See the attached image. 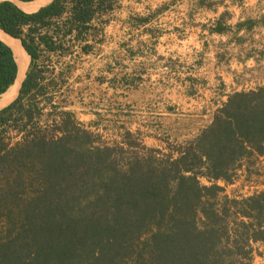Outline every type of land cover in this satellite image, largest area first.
Wrapping results in <instances>:
<instances>
[{"label": "trees", "instance_id": "1", "mask_svg": "<svg viewBox=\"0 0 264 264\" xmlns=\"http://www.w3.org/2000/svg\"><path fill=\"white\" fill-rule=\"evenodd\" d=\"M118 1L51 0L29 12L0 1V30L29 57L0 108V264H249L253 244H264V189L230 197L225 185L240 174L264 185V85L229 93L205 127L167 151L128 128L102 140L68 96L74 62L98 52ZM221 2L192 0L190 17ZM231 17L225 8L203 28L252 43L264 27V12ZM17 73L0 39V94Z\"/></svg>", "mask_w": 264, "mask_h": 264}, {"label": "rangeland", "instance_id": "2", "mask_svg": "<svg viewBox=\"0 0 264 264\" xmlns=\"http://www.w3.org/2000/svg\"><path fill=\"white\" fill-rule=\"evenodd\" d=\"M191 1L140 0L138 3H140V8L144 5L153 7L155 4H157L156 7L161 4L163 7L167 6L171 11L162 17V24L165 28L167 23H170L168 21L171 18H173L174 23L180 20V16H177L176 19L174 15L172 16V10L180 12L184 8H190ZM221 3L218 5V9L226 8L239 14L241 8L249 7L251 2L250 0H222ZM199 12L202 13L203 11L194 13L193 21L199 22L204 18ZM259 12H255V15ZM258 31L260 36L256 39H258L259 44H262L264 43V32L261 31V28H258ZM173 33L180 35L183 42H178V48H172V46L160 50L164 56V66H162L164 72H160L158 66L149 67L147 65L145 73H143L145 75L141 76V81L138 78L136 80L137 83H141L142 88L133 87L129 91L123 88V79H119L123 75L122 63L117 67H113L114 71L111 74L105 71V67L109 65L110 57L113 58V55H109L108 52L109 40L122 39L123 34L121 32L110 37L106 32L103 41L96 46L99 47L97 53L82 56L74 62L76 67L74 76H78L79 80L71 82L74 92L68 96V99L73 102L70 109L83 123L97 122L98 128L96 131L101 134L102 140L110 143L112 139H117V134L121 133L124 130L123 128H128L131 131L138 130L146 146L160 147L163 151H167L169 143H183L195 136L201 128L211 121L215 109L220 107L226 99L216 90L219 89L220 84L219 74L218 70L211 65L212 58L215 60L218 53V48L214 47L218 42H212L215 37H210L211 46L203 49L200 47L199 41L204 38H197V35L189 29L188 31L185 29L173 31ZM168 39H165V41L171 43ZM174 45L176 46V44ZM149 46L151 48L150 53L153 54L154 46L152 43ZM262 53H264V50L259 52V55L263 56ZM146 58V62L150 63L148 57ZM186 61H190V79H194V81L190 80V90H194V93L190 94V98L187 100L184 95L176 94V92H174V95L169 96L170 91L178 86L180 80L183 81L185 78L181 74V69H183V66L185 67ZM197 61L201 66L196 69L192 68L191 64H195ZM174 66L175 71L170 72V67ZM155 68L157 72H155ZM176 68L179 69L180 73L176 71ZM263 70L258 72V78L260 79L257 82L259 85L262 84ZM162 73L163 80L157 81V75L161 77ZM97 76L99 79L100 77L104 78L103 80H95ZM111 77H116L114 83L118 87L117 89L112 90L111 85L107 83V80ZM246 77L248 76L241 79L242 83L247 81L248 78ZM158 82L161 85V90L157 86ZM255 82L253 81V84L249 83L246 86L252 85L254 87V85L256 86ZM176 103L179 104L176 105ZM168 107L173 110L166 111ZM161 110L162 120H156L155 116L158 115L152 113V111L160 112ZM202 182L209 184L205 179H202ZM219 184L224 185L222 182H219ZM260 189H264V185L256 186L252 182H247L243 174H240L233 184L225 185V194L230 197H241L250 195ZM253 248L254 257L249 264H264V244L254 243Z\"/></svg>", "mask_w": 264, "mask_h": 264}, {"label": "crops", "instance_id": "3", "mask_svg": "<svg viewBox=\"0 0 264 264\" xmlns=\"http://www.w3.org/2000/svg\"><path fill=\"white\" fill-rule=\"evenodd\" d=\"M11 1L17 6V2H24L20 0ZM139 1L140 0H119V6L109 14V22L104 27V36L106 35V32L109 34V37L115 36L117 33L120 34V32L123 34L122 39L111 40L109 38L111 41L109 40L108 52L109 55H113V58L110 57L108 67L111 70L107 73L111 74V72L114 71L113 67H117L120 63H122V74L124 77L122 83L124 84V87L123 85L122 87L125 88V90L127 89V91H129L133 89V87L142 88L141 83H137L136 80L140 79L141 81V76L145 75L143 73H145L144 71L147 68V65H149V67L158 66L159 71L164 72L162 71V66H164V56L163 52L160 50L172 46V48H178V42H183V40L180 35H175L173 31L176 32L182 29H185L186 31L189 29L191 32L197 35V38H204L203 40L199 41L200 47L202 48L211 46L210 37L212 36L215 37V39H212V42H218L216 45H214V47L218 46L217 48L219 57L216 56L215 60L212 58L211 65L218 70V79L220 84L219 89L216 90L219 91L222 97L226 98L229 93L235 90H247L254 88L255 85L254 87L252 85L246 86L249 83L253 84V81H256V86L259 85L257 82L260 79L258 78V72L259 70L264 69V53H262L263 56H260L259 52L264 50V43L259 44L258 39H256L260 36L258 29L256 30L257 32L254 33L255 41L252 43L250 40H243L239 43L230 42L228 41L230 37L229 35H208L206 29L203 28L204 24L209 23V20L214 19L223 9H218L216 12H199L204 18L199 22H195L193 21V18L190 17V8H184L180 10V12L172 10V16L174 15L175 19L177 16H180V20L179 22L177 21L174 23L173 18H171L170 21H168L170 23H167L166 27L164 28V25L162 24V17L171 10H169V8L165 10L159 9L162 4L158 7H156L157 4H155L153 7L144 5L140 8V3H138ZM250 2V6L241 8L239 14L232 12V17L229 20V23L234 24L237 22V20L242 19L243 16L255 15V12L257 11L264 12V0H250ZM40 6H38L36 9H38ZM166 29L170 31H167ZM261 31L264 32V27L261 28ZM243 33L244 30L240 29L238 35H242ZM111 38L113 39V37ZM165 39H168L171 43L165 41ZM110 42L112 43L110 44ZM151 43L154 46L153 54L150 53L151 48L149 45ZM204 43H206L207 46L204 45ZM174 44H176V46ZM250 50H254L253 53L248 52ZM146 57H148L150 63L146 62ZM185 64V67L183 66V69H181V74H183L185 78L183 81L180 80L179 84H177L178 86L170 91L169 96L174 95V92H176V94L179 93L184 95L187 100L190 98V80L192 78L190 79V61H186ZM199 66H201V64H198V61L195 64H191V67L195 69ZM169 71L174 72L175 66L170 67ZM176 71L180 73L178 68H176ZM155 72H157V70ZM244 76H248L246 77L248 79H246L247 81H245V83H242L241 79H243ZM156 79L157 81L163 80V73L161 74V77L157 75ZM261 80V85H264V76L261 78ZM114 81L115 79L112 80V82ZM158 83L157 86L161 90V85ZM117 88L118 87H116L115 83L111 85L112 90ZM178 104L179 103H176V105ZM172 110L173 109L170 107L166 109V111L169 112ZM152 113L158 115L155 116L156 120H162V110L160 112L152 111Z\"/></svg>", "mask_w": 264, "mask_h": 264}, {"label": "bare ground", "instance_id": "4", "mask_svg": "<svg viewBox=\"0 0 264 264\" xmlns=\"http://www.w3.org/2000/svg\"><path fill=\"white\" fill-rule=\"evenodd\" d=\"M49 1L50 0H32L22 3L17 1L16 2L18 3L19 7L31 11L37 6L44 5ZM0 39L11 47L18 65V74L16 80L3 93L0 94V108H1L4 105H6L8 102H10L16 95L18 84L22 79V77H24V71L29 61V57L25 52V50L23 49L19 39L9 36L7 33H5L2 30H0Z\"/></svg>", "mask_w": 264, "mask_h": 264}, {"label": "water", "instance_id": "5", "mask_svg": "<svg viewBox=\"0 0 264 264\" xmlns=\"http://www.w3.org/2000/svg\"><path fill=\"white\" fill-rule=\"evenodd\" d=\"M10 36V35H9ZM10 47V46H9ZM11 48V47H10ZM13 51V50H12ZM16 60V59H15ZM17 67H18V65H17ZM27 67H28V63H27V65H26V68H25V71H24V75H25V72H26V70H27ZM18 74V73H17ZM16 78H17V76H16ZM24 78V77H23ZM16 80V79H15ZM23 80V79H22ZM21 80V81H22ZM21 83V82H20Z\"/></svg>", "mask_w": 264, "mask_h": 264}]
</instances>
